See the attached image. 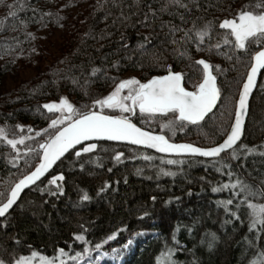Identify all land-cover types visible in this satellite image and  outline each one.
Returning <instances> with one entry per match:
<instances>
[{
	"label": "trees",
	"instance_id": "16d2710c",
	"mask_svg": "<svg viewBox=\"0 0 264 264\" xmlns=\"http://www.w3.org/2000/svg\"><path fill=\"white\" fill-rule=\"evenodd\" d=\"M164 2L143 0L140 9L136 8L135 0L0 2V80L6 73L45 63L35 75L0 92V127H9L16 138L33 137L18 145V151L0 139V192L6 193L39 162L38 157L28 153V148L38 149L39 142L47 139L46 135L36 133L51 130V119L56 116L43 105L66 97L75 108L87 111L96 99L114 90L115 83L108 77L119 82L130 73L139 72L148 81L167 74L170 65L173 71L184 74L185 87L194 90L203 75L202 66L195 61L203 59L218 66L213 74L217 76L222 100L198 125L180 127L177 122L173 130L165 127L174 119L171 114L149 117L138 109L135 116L130 113L127 116L139 126L163 133L173 141L207 147L225 137L234 120V105L251 59L242 50L228 59L232 55L228 45L209 52L197 51L194 44H173L168 29H161L160 20L152 26L141 24L148 4L156 10ZM198 3L199 8L193 7L190 15L184 9H170L184 13L187 23L167 13L162 15V20L190 29L193 20L197 26L210 21L219 23L243 7L264 6V0H198ZM31 9L38 11L34 15ZM10 11H16L17 16H11ZM44 12L64 19L59 24L55 16L36 22ZM21 20L27 23L26 29L20 25ZM57 28H63L65 35L57 53H52L45 44L49 32L44 31ZM225 31L217 29L218 33ZM27 33L36 39H30ZM182 36V32L177 33L176 39L179 41ZM145 37L150 42L141 48ZM218 39L213 33L212 40L206 38L201 47L214 45ZM185 47L187 52L181 56ZM93 67L106 71L92 77ZM18 125L24 127L23 133ZM29 128L33 129L31 133ZM91 143L98 144L95 153L79 158L74 155L87 143L68 153L0 219V261L4 264H16L22 256L33 252L56 257L60 249L65 253L60 255L64 264H77L96 250L108 252L125 246L144 231L154 235L137 245L123 264H159L168 250H173L171 260L175 264H264V231L259 225L251 227L253 217L247 207L248 203L264 204V71L252 96L245 133L236 146L235 157L231 150L221 157L206 159L165 156L113 142ZM118 152L124 153L121 163L114 160ZM144 156L151 159L145 160ZM97 157L102 167L88 162ZM168 160L183 163L168 164ZM61 174L64 180L58 183L62 185V194L51 195L49 189L55 190V186L49 181ZM237 180L248 185L254 195L241 192L239 187H224ZM216 188L221 190L214 191ZM85 193L90 197L87 201L82 199ZM228 200L232 204L226 205ZM113 234H117L116 239L108 240ZM77 235H83L85 241L77 240ZM97 244L101 245L99 249Z\"/></svg>",
	"mask_w": 264,
	"mask_h": 264
},
{
	"label": "snow or ice",
	"instance_id": "6c2138e0",
	"mask_svg": "<svg viewBox=\"0 0 264 264\" xmlns=\"http://www.w3.org/2000/svg\"><path fill=\"white\" fill-rule=\"evenodd\" d=\"M2 2V0H0ZM143 0H135V6L137 9L141 8ZM191 5V6H190ZM7 6V5H6ZM120 5H117L119 7ZM15 9L16 5L7 6ZM193 7L199 8L198 0H189L185 3L184 0H166L162 3L159 9L153 10L151 4L147 5L148 11L144 12V19L141 24L144 26H152L157 20H160L161 29L167 28L170 42L173 44L183 43L185 46L194 44L197 51L207 50L211 52L213 48L219 50L223 45H228L232 52V55H228V59H233V56L237 52L247 54L250 59V70L246 73V79L242 83V87L239 91L238 101H236L234 108V122L229 124L228 129L225 131V137L222 143L214 144L210 147L195 146L191 143H173L170 142L164 135H153L150 131H145L140 127H137L132 122L129 116L120 115H106L103 113L104 109L118 110L120 113H130L135 116L137 109L141 114H147L149 117H154L157 114L167 117L169 114L174 118L170 120L165 127L173 128V126L179 122L180 127H184L186 124L198 125L201 121H204L213 110L217 108L218 103L222 100L221 88L217 85V76L213 74V69L218 66H214L201 59L195 61L199 66H202L203 75L202 82H199L195 89L189 91L184 86V74L181 72L173 71L171 66H167L165 75H157L148 80L146 83H142L139 79L130 78L116 82V78L108 77L115 83L114 90L104 98L96 99L94 106L87 110L82 111L74 107V105L65 98H61L60 101L47 103L43 105L49 113H59L58 118L51 119L50 129H45L43 132H37V136L46 135L47 139L39 142L38 149L28 148V153L34 154L39 158L40 162L35 167L34 171L30 174H26L15 183L14 187L10 188L6 193L0 192V217H5L6 213L16 204L20 197L21 192L25 188L35 184L42 176L47 173L57 161L61 160L66 153L71 149H75L77 145H83L84 142L90 141H120L127 142L131 145L144 146L146 148L155 149L161 153L176 154L178 156H199L206 158L221 157L222 153H226L231 150V155L236 156V145L241 140L244 132L245 117L247 115L249 99L257 87V78L262 74L264 70V10L257 11V8L264 6L261 5H249L241 8L237 13H234L231 18H224L222 22L213 23L206 22L202 26H197L195 20L192 21V28L185 29L180 25H176L171 21L164 22L162 15L167 13L170 16H179L182 23H187L184 13L179 11H170L172 8L184 9L186 13L191 14ZM33 14L38 11L37 9H31ZM11 16L16 17V11H10ZM123 15V13H122ZM55 16V22H59L64 17L54 14L52 12H44L40 14L39 20L41 22L45 17ZM199 19V18H197ZM20 25L27 28V23L23 20L19 21ZM62 26V25H61ZM217 29L226 30L224 33H218ZM13 30H16L15 27ZM183 33V36L178 41L176 39L177 33ZM213 33L219 37L217 42L213 45L208 44L206 48H202L205 45V40L211 41ZM30 39H36V37L27 33ZM17 39L18 38H14ZM150 42V38L145 37L144 43L140 44L141 48H145V44ZM35 51V49H33ZM185 52L180 53L181 56L185 55ZM159 64V60H156ZM106 70L93 67L90 75L96 77L98 74H104ZM75 83V81H74ZM125 91L127 94L125 95ZM95 106L99 107V111L95 110ZM85 108H88L85 105ZM19 128L20 133L24 132L23 126H16ZM174 130V128H173ZM33 129L29 128L28 132L31 133ZM12 138H9V136ZM0 139L6 141L7 145L11 148L17 149L18 145L25 144L26 140L33 139L31 135H19L16 138V133L5 126L0 127ZM98 149L97 143H87L86 146L80 150L75 151L76 157H81L83 154L95 153ZM107 152L108 149H101ZM18 151V149H17ZM251 152L254 149H247ZM264 155V153H262ZM124 153L118 152L114 154V160L116 163L123 162ZM145 160L151 159L149 156L143 157ZM89 163L95 162L97 166L102 167L100 157H97L95 161H88ZM27 163V161H26ZM168 164L183 163L182 160H168ZM111 171V169H109ZM166 175H173V173H164ZM64 176H54L49 183L55 186V190L49 189L51 195L62 194V185L58 181H63ZM106 187H111L107 185ZM228 188L239 187L241 192H245L248 195H254L250 187L244 184L242 181L237 180L235 184L224 185ZM104 189L102 188L101 191ZM216 188L214 191H220ZM87 201L90 197L85 193L82 197ZM232 200L226 201V205L232 204ZM247 207L251 209V215L253 217L251 227L256 228L260 226V230L264 231V204L248 203ZM235 215V213H233ZM239 217H237L238 219ZM117 234H113L108 237V240L116 239ZM77 240L85 241L83 235H77ZM131 243V241H129ZM101 245L97 244L96 248L99 249ZM64 250L60 249V255H64ZM173 250H168L166 254L162 256L159 264H175V261L171 260ZM38 256L33 252L30 258H21L17 261V264H33V260ZM0 264H4L0 261ZM40 264H55V260L48 259L47 257H40ZM60 264H64L61 261Z\"/></svg>",
	"mask_w": 264,
	"mask_h": 264
},
{
	"label": "rangeland",
	"instance_id": "374dc122",
	"mask_svg": "<svg viewBox=\"0 0 264 264\" xmlns=\"http://www.w3.org/2000/svg\"><path fill=\"white\" fill-rule=\"evenodd\" d=\"M44 32L45 33L49 32L48 38L45 40V44L47 48L52 53H57V51L59 50V48L62 46L63 43V39L65 35L64 29L57 28L53 31H44ZM44 64H45L44 62H41V63L33 64L29 68L21 71L9 72L4 74L0 80V92H4L10 89L11 87H13L15 84L35 75L42 69ZM130 78L139 79L142 83L146 82L143 80L139 72H132L128 76H126L125 79L123 80ZM124 94L126 95L127 92L125 91ZM95 110L99 111L100 109L98 107ZM103 113L112 114L116 116H120V115L127 116L128 114V113H120L118 110H112V109H108V111H103ZM55 115H56L55 118H58L60 116L59 113H55ZM153 235L154 233L151 231L141 232L131 240V243L128 242L125 246L114 248L108 252L104 250H96L86 258L81 259L77 264H123L129 258L132 252L136 249L135 247L137 245L149 240ZM32 254L33 253L22 256L21 258H30L32 257ZM37 254L38 256L33 260V264H40V257H47L48 259L55 260V264H59L61 261L64 260L63 257H61L60 255L56 257H50L40 253Z\"/></svg>",
	"mask_w": 264,
	"mask_h": 264
},
{
	"label": "water",
	"instance_id": "95a60500",
	"mask_svg": "<svg viewBox=\"0 0 264 264\" xmlns=\"http://www.w3.org/2000/svg\"><path fill=\"white\" fill-rule=\"evenodd\" d=\"M249 70H250V68H249ZM248 70V71H249ZM263 71L264 70H262V73H263ZM165 75V74H164ZM262 75V74H261ZM261 75L260 76H258V78H257V86H258V83H259V80H260V77H261ZM246 79V78H245ZM245 81V80H244ZM147 82V81H146ZM145 82V83H146ZM185 86V85H184ZM242 87V86H241ZM257 88V87H256ZM187 89V88H186ZM187 90H189V91H192V90H190V89H187ZM255 90L256 89H254V91H253V93H252V95H251V97H250V99H249V104H248V110H247V115H246V117H245V123H244V132H243V135H242V137H241V140L238 142V144L242 141V139H243V136H244V133H245V128H246V123H247V119H248V115H249V111H250V103H251V99H252V96H253V94H254V92H255ZM239 97V96H238ZM237 101H238V99H237ZM104 114H106V113H104ZM106 115H112V114H106ZM114 116H116V115H114ZM132 120V119H131ZM132 122L133 123H135L133 120H132ZM233 122H234V120H233ZM136 124V123H135ZM137 125V127H140V128H142L143 130H145V131H150V130H147V129H145V128H143V127H141V126H139L138 124H136ZM153 135H164L167 139H169L165 134H163V133H159V132H153V131H150ZM101 141H104V140H101ZM169 141L170 142H173V143H188V142H178V141H173V140H170L169 139ZM90 142H98V141H90ZM105 142H113V143H119V144H127V145H131V144H128L127 142H120V141H105ZM223 142V139L219 142V143H222ZM86 143H89V142H84V144H86ZM83 144V145H84ZM192 144V143H191ZM218 144V143H217ZM237 144V145H238ZM195 145V144H194ZM236 145V146H237ZM80 146H82V145H77L76 146V148L77 147H80ZM132 146H135V147H139V148H144V149H148V150H151V151H153V152H155V153H158V154H161V155H165V156H174V157H178V155H176V154H170V153H161V152H158L157 150H155V149H151V148H146V147H144V146H138V145H132ZM195 146H198V145H195ZM213 146V145H212ZM200 147H202V146H200ZM207 147H210V146H207ZM75 148V149H76ZM74 149H71V150H69V152L68 153H70L71 151H73ZM230 151V150H229ZM68 153H66L65 154V156L68 154ZM223 154V153H222ZM221 154V155H222ZM64 156V157H65ZM185 156H187V155H185ZM64 157H62L61 158V160L64 158ZM197 157H199V156H197ZM203 158H206V157H203ZM218 158V157H217ZM206 159H214V158H206ZM61 160H59V161H57L56 162V164H54L53 166H52V168L47 172V173H45V175L44 176H42L41 178H40V180H38L35 184H33V185H31V186H29L28 188H25L24 190H23V192H21V194H20V197H19V199L17 200V202H16V204L19 202V200L21 199V197H22V195L25 193V191H27L28 189H30L31 187H33V186H35L36 184H38L40 181H42L45 177H47L48 175H49V173L53 170V168L61 161ZM39 162H40V160H39ZM39 162L37 163V165L36 166H38V164H39ZM35 166V167H36ZM35 167L31 170V171H34L35 170ZM31 171H29L27 174H30V172ZM26 175V174H25ZM23 178V176L20 178V179H22ZM19 179V180H20ZM18 180V181H19ZM18 181H16L15 183H17ZM15 183L13 184V186L12 187H14V185H15ZM15 204V205H16ZM15 205H13V207L11 208V209H9V211L6 213V215H8L12 210H13V208L15 207ZM5 215V216H6ZM2 218H4V217H0V219H2Z\"/></svg>",
	"mask_w": 264,
	"mask_h": 264
}]
</instances>
